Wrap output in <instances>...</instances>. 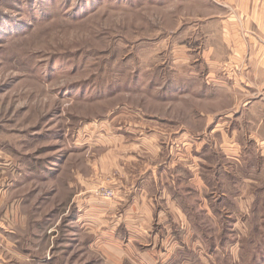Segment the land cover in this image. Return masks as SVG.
Returning <instances> with one entry per match:
<instances>
[{
	"label": "rangeland",
	"instance_id": "374dc122",
	"mask_svg": "<svg viewBox=\"0 0 264 264\" xmlns=\"http://www.w3.org/2000/svg\"><path fill=\"white\" fill-rule=\"evenodd\" d=\"M216 3L0 0V264H264V76Z\"/></svg>",
	"mask_w": 264,
	"mask_h": 264
},
{
	"label": "crops",
	"instance_id": "0c3cea01",
	"mask_svg": "<svg viewBox=\"0 0 264 264\" xmlns=\"http://www.w3.org/2000/svg\"><path fill=\"white\" fill-rule=\"evenodd\" d=\"M214 1L234 13L233 55L239 71H248L250 77L260 71L264 76V0Z\"/></svg>",
	"mask_w": 264,
	"mask_h": 264
},
{
	"label": "built area",
	"instance_id": "2783aa9c",
	"mask_svg": "<svg viewBox=\"0 0 264 264\" xmlns=\"http://www.w3.org/2000/svg\"><path fill=\"white\" fill-rule=\"evenodd\" d=\"M104 196H106V197H108V198H111V197H113V195H114V193H113V191H111V190H105V191H103V193H102Z\"/></svg>",
	"mask_w": 264,
	"mask_h": 264
}]
</instances>
